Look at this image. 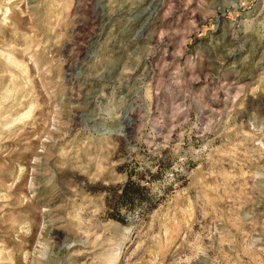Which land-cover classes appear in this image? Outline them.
Masks as SVG:
<instances>
[{
	"label": "rangeland",
	"instance_id": "obj_1",
	"mask_svg": "<svg viewBox=\"0 0 264 264\" xmlns=\"http://www.w3.org/2000/svg\"><path fill=\"white\" fill-rule=\"evenodd\" d=\"M159 3L0 0V264H264V0Z\"/></svg>",
	"mask_w": 264,
	"mask_h": 264
},
{
	"label": "bare ground",
	"instance_id": "obj_2",
	"mask_svg": "<svg viewBox=\"0 0 264 264\" xmlns=\"http://www.w3.org/2000/svg\"><path fill=\"white\" fill-rule=\"evenodd\" d=\"M163 0H160V3L159 4H161V2H162ZM155 3V2H154ZM126 5L128 4V3H125ZM123 6H125V5H123ZM154 7H155V5H153ZM153 7V8H154ZM130 8V7H129ZM126 9V8H125ZM119 10V9H118ZM143 11V10H142ZM123 12H124V9L123 10H120L118 13H116V16H118V17H120L122 14H123ZM138 14V13H137ZM133 15V14H132ZM133 17V16H132ZM146 17V16H145ZM152 18V17H151ZM117 19V18H116ZM136 19V18H135ZM121 20V19H120ZM125 20V19H124ZM151 20V19H150ZM129 22H131V21H129ZM141 25V24H140ZM143 25V24H142ZM128 26V25H127ZM149 27V26H148ZM152 27V26H151ZM126 28V27H125ZM133 29V28H132ZM120 30H122V29H120ZM125 31H126V29H125ZM128 31V30H127ZM124 33V32H123ZM122 33V34H123ZM135 33V32H134ZM125 35V34H124ZM142 36V35H141ZM130 119V118H129ZM128 119V120H129ZM127 122H129V121H127ZM129 125H130V123H128ZM127 128H128V126H126L125 128H124V130L126 131L127 130Z\"/></svg>",
	"mask_w": 264,
	"mask_h": 264
}]
</instances>
